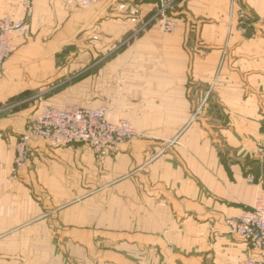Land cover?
I'll list each match as a JSON object with an SVG mask.
<instances>
[{
  "label": "crops",
  "instance_id": "1",
  "mask_svg": "<svg viewBox=\"0 0 264 264\" xmlns=\"http://www.w3.org/2000/svg\"><path fill=\"white\" fill-rule=\"evenodd\" d=\"M154 10L36 0L12 37L0 70V264L264 260L226 222L264 203V0H177L172 32L149 23L125 40ZM0 16L23 18L22 0H0ZM95 58L45 102L106 107L139 134L100 158L82 142L31 138V162L10 180L37 108L8 103Z\"/></svg>",
  "mask_w": 264,
  "mask_h": 264
},
{
  "label": "built area",
  "instance_id": "2",
  "mask_svg": "<svg viewBox=\"0 0 264 264\" xmlns=\"http://www.w3.org/2000/svg\"><path fill=\"white\" fill-rule=\"evenodd\" d=\"M175 1L158 0L157 9L144 25L155 22L162 32H172L178 22L173 13ZM67 2L87 6L91 0ZM35 3L36 0H22L24 17L21 19L0 16V70L12 52V37L15 34L23 36L27 32ZM249 22L248 13L240 10L238 30L244 32ZM135 133V129L126 119L108 120L106 107L87 108L71 103L56 107L48 102H41L28 122L26 131L17 137L9 179H15L18 170L31 162L32 154L28 144L31 138H40L51 145L59 146L82 142L100 158L112 154L120 143L129 142ZM261 151L264 152V147ZM249 179L252 181V178ZM226 222L230 231L244 242L252 248L264 251V203L258 202L253 208L228 218ZM243 264H264V260H246Z\"/></svg>",
  "mask_w": 264,
  "mask_h": 264
},
{
  "label": "rangeland",
  "instance_id": "3",
  "mask_svg": "<svg viewBox=\"0 0 264 264\" xmlns=\"http://www.w3.org/2000/svg\"><path fill=\"white\" fill-rule=\"evenodd\" d=\"M141 1H143V2H154L155 3V10L157 9L158 0H141ZM173 6H174L173 13H174L175 9L177 7V0L173 3ZM155 10H154V12H155ZM144 22H142L139 25V27L136 28L135 31L128 34V36L125 37L126 38L125 40L128 41V40L136 37L141 31H143L145 28V25L144 26H141V25ZM150 23H155V22H150ZM89 64H90V66H88ZM98 65H99L98 58H95V61H91L90 63H81L80 66L77 67V69H74L70 73H66L65 75L59 77L58 79H56L52 82H48V84L46 85V89H43V92H42V90H35L32 92H30V91L26 92V93H24V94H22L16 98H14L8 104H10V106H12L11 108H13V107L16 108L18 106L19 107H21V106L33 107L34 106V108H37V106H39V104L41 102L47 101L52 96L53 93L57 92L58 90H60L64 86H67L73 82H76V81L83 79L84 77H86V73L89 70H91V71L96 70ZM89 67H90V69H89ZM135 131H136V129H135ZM135 134L136 135L134 137H136L139 133L136 131ZM96 158H99V157H96ZM16 178H17V176L15 177V179Z\"/></svg>",
  "mask_w": 264,
  "mask_h": 264
}]
</instances>
